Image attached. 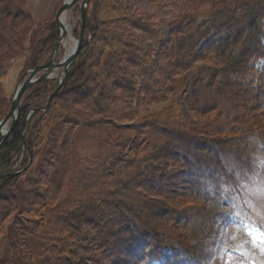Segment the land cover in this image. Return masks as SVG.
Segmentation results:
<instances>
[{"label": "rangeland", "instance_id": "374dc122", "mask_svg": "<svg viewBox=\"0 0 264 264\" xmlns=\"http://www.w3.org/2000/svg\"><path fill=\"white\" fill-rule=\"evenodd\" d=\"M64 1L0 0V94L6 100L12 99L21 76L31 69L25 68L27 60L44 59L55 37L52 21ZM82 1L65 15V26L73 39L82 30ZM218 1L230 6L225 11L230 10L235 17L247 13L250 3L256 2L96 0L92 52L87 56L79 52L70 71L75 75L47 102L58 86L61 69H56L49 79L56 87L48 95L37 93L34 99L42 105L24 116L21 129L29 135L34 157L26 160L19 147L1 169L11 170L7 176L20 173L9 185H0V264H127L118 248L128 245L126 225L134 220L151 233L171 231L182 245L196 244L200 254L215 253L207 256V264H220L217 249L222 248L216 243L221 238L218 235V240H211L216 226L210 228V219L201 215L193 229L181 227L170 211L192 203L170 195L164 178L156 182L162 168L141 159L143 153L136 146L139 141L136 145V140L126 143L136 128L150 122L174 125L205 137H211L210 130H215L223 140L227 136L218 126L229 125L224 120L231 114L232 119L246 117L244 122L264 136V85L259 81L243 83L242 77L222 70L215 75L210 72L211 81L198 77L192 83L187 79L185 84L168 87V49L176 41L178 25L193 12L207 13L217 7L224 10L217 6ZM90 7L91 0L85 13L83 42L90 32ZM73 47L71 39L64 40L55 61ZM231 62L237 70L243 67L240 59ZM195 63L222 66L206 57ZM233 79L237 80L234 84H222V80ZM216 86L231 100L215 92ZM5 101L0 103V117ZM46 109L44 117L33 115L36 111L44 115ZM214 109H224L219 124L213 118ZM232 119V123L240 122ZM37 127L39 134L34 132ZM135 146L137 149L131 151ZM251 178L249 193L257 194L261 201H253L251 214L264 222L260 217L264 212V176L253 174ZM11 222L18 231L15 237L10 235ZM239 235L232 237L235 245L243 239ZM256 259L257 264H264V258L257 255Z\"/></svg>", "mask_w": 264, "mask_h": 264}, {"label": "trees", "instance_id": "16d2710c", "mask_svg": "<svg viewBox=\"0 0 264 264\" xmlns=\"http://www.w3.org/2000/svg\"><path fill=\"white\" fill-rule=\"evenodd\" d=\"M263 2L264 0H256L254 4L250 3L252 6L250 10L236 17L230 10L225 11L230 9V6L221 1H218L217 6L224 9L222 11L217 7L207 13L193 12L194 14L185 16L178 25L180 29L177 30L178 35L175 39L177 42L175 41L173 46L168 49V71L171 74L168 78V87L173 89L174 86L185 84L187 79H190L192 83L197 81L198 77L199 79L209 78L211 81L212 73L215 75L222 72L242 77L243 83H250L254 79L264 85ZM257 3L262 5L257 6ZM236 4L240 5L241 1ZM90 8L88 11L90 32L89 36L85 37L80 51V53H85L84 56L92 52L94 43L95 34L92 32V28L96 21V0H91ZM52 24L55 37L50 42L44 59L36 62V58H30L27 60L25 68L45 64L50 59L53 47L59 39L55 19ZM80 53L68 68L62 87L55 95L62 91L68 78H73L75 75V72L70 73V71L77 62ZM203 57L213 60V64L221 63L222 66L196 65L195 61L203 59ZM235 59H240L243 63L241 69H235L231 62ZM236 81L234 79L222 80V84H234ZM208 84H210L209 81ZM55 87V81L43 80L32 85L23 95L15 126L0 147V185L7 186L11 183V179L18 176H7L11 170H1L9 160L11 152L17 151L21 147L26 155V160L29 159V156L34 157V147L29 135L21 129L24 116L29 110L37 108L35 106L42 103V101L34 99L37 93L42 91L41 93L47 92L46 95H48ZM217 87L214 88L215 92L221 93L224 98L228 96L227 100L230 101V95H226L220 86ZM5 100V95L0 94V103ZM5 102L0 121L9 112L11 98ZM214 110L213 118L218 119L219 124L222 119L219 120L218 117L220 113L224 112V109L220 112L218 109ZM243 110L247 113L246 108ZM42 112L36 111L33 115L40 116L42 114L44 117L47 114V109L44 111V115ZM231 115H228L229 117L224 120L229 125L218 126L222 135L227 136L223 140L217 133L215 135V130H210L211 137H205L200 134H192L184 128L160 122H150L148 125L136 128L126 140L127 144L130 140H136L134 145L139 141L136 146L143 153L141 159L161 166L160 175H157L158 178L157 176L154 178L156 182L164 178L163 184L170 195L179 196L182 200L192 203V205L183 207L182 210L170 211L172 218L177 219L181 227L188 229L194 228L201 215L210 219L209 227L212 228L215 225L217 228L211 240H218L219 235L221 239L219 242L216 241V244L221 248L235 246L236 241L232 237L242 232V229L238 230L235 227L241 221L251 220L260 227L263 225H261V219L254 218L257 215L251 214L253 201L255 200L254 204H260L261 201L256 199L257 194L249 193L247 185L253 174H257L258 178L264 176V136L260 130L244 122L246 117H236L235 121L240 122L232 123ZM42 117L36 121L39 122ZM37 128L34 131L35 134H39L40 127ZM21 131L24 132L23 137H21ZM136 146L130 147V150L135 151ZM255 152L257 153L256 157L252 155ZM160 186L162 185L159 184L158 189H161ZM260 217H263L264 220V212L260 214ZM129 223L126 225V229L129 228L126 237L128 245L118 248L120 251L118 253H122L127 264H207L208 257L215 254H208L207 257L199 253L196 244L190 245L191 247L182 245L179 238L176 240L171 231L151 233L150 229L143 228L138 221L134 220ZM11 224L10 235L15 237L18 231L15 229L14 222ZM208 236L209 234L206 237ZM219 256L222 258L221 253Z\"/></svg>", "mask_w": 264, "mask_h": 264}, {"label": "water", "instance_id": "95a60500", "mask_svg": "<svg viewBox=\"0 0 264 264\" xmlns=\"http://www.w3.org/2000/svg\"><path fill=\"white\" fill-rule=\"evenodd\" d=\"M78 2L79 0H66L62 3V5L59 7L57 12L55 13V23L59 31V39L53 47V51L50 56V59L45 64L32 67L31 69H28L27 71H25L23 75L21 76L19 82L17 83L16 89L11 99V105H10L9 112L4 117V119L0 121V147L3 141L7 138V136L11 133L12 129L14 128L15 123L20 113L22 97L32 85L40 81H43V80L51 79V75L53 74V72L56 69H61V73L59 74V77H58V86L50 94L47 102H50V100L54 97V95L61 88V85L65 80V76H66L68 68L70 67L72 62L76 59L77 55L79 54L83 46V30L85 28L84 27L85 13L88 8L89 0H83L80 6L82 30L79 36L77 37V39L72 38L74 41V47L72 51L69 54H66L63 57V59H61L60 61L58 62L55 61L58 48L61 45V43H63V40L66 38L68 34L62 22V19ZM47 106L48 105L44 106V108H46ZM7 125H9L8 128H6ZM19 173L20 171L10 174L9 176H16Z\"/></svg>", "mask_w": 264, "mask_h": 264}, {"label": "snow or ice", "instance_id": "6c2138e0", "mask_svg": "<svg viewBox=\"0 0 264 264\" xmlns=\"http://www.w3.org/2000/svg\"><path fill=\"white\" fill-rule=\"evenodd\" d=\"M235 227L243 239L231 248L217 249L222 254L221 264H257V255L264 258V228L249 220Z\"/></svg>", "mask_w": 264, "mask_h": 264}, {"label": "bare ground", "instance_id": "6f19581e", "mask_svg": "<svg viewBox=\"0 0 264 264\" xmlns=\"http://www.w3.org/2000/svg\"><path fill=\"white\" fill-rule=\"evenodd\" d=\"M64 20H65V17L62 19V22H63V24H64V26H65V22H64ZM65 28H66V26H65ZM66 31H67V36H66V38L64 39L65 41L67 40V39H71L72 41H73V39H72V37H71V35H70V33L68 32V30H67V28H66ZM63 40V41H64ZM73 43H74V41H73ZM98 205V204H97Z\"/></svg>", "mask_w": 264, "mask_h": 264}]
</instances>
